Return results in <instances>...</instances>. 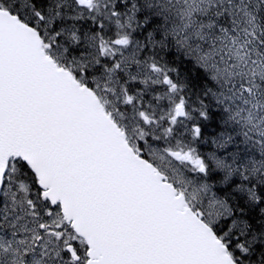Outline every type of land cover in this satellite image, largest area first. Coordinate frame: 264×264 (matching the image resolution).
<instances>
[{
  "label": "snow or ice",
  "instance_id": "snow-or-ice-1",
  "mask_svg": "<svg viewBox=\"0 0 264 264\" xmlns=\"http://www.w3.org/2000/svg\"><path fill=\"white\" fill-rule=\"evenodd\" d=\"M0 264H264V0H0Z\"/></svg>",
  "mask_w": 264,
  "mask_h": 264
}]
</instances>
